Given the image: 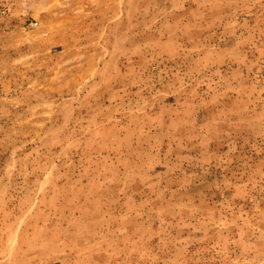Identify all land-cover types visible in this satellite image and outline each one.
I'll return each mask as SVG.
<instances>
[{
    "label": "rangeland",
    "instance_id": "obj_1",
    "mask_svg": "<svg viewBox=\"0 0 264 264\" xmlns=\"http://www.w3.org/2000/svg\"><path fill=\"white\" fill-rule=\"evenodd\" d=\"M0 264H264V0H0Z\"/></svg>",
    "mask_w": 264,
    "mask_h": 264
}]
</instances>
